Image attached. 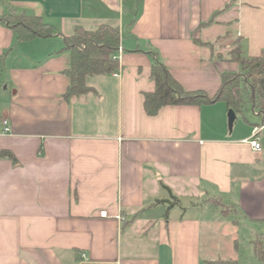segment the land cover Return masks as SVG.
Here are the masks:
<instances>
[{"label": "crops", "instance_id": "crops-1", "mask_svg": "<svg viewBox=\"0 0 264 264\" xmlns=\"http://www.w3.org/2000/svg\"><path fill=\"white\" fill-rule=\"evenodd\" d=\"M10 8L56 33L18 42L0 22V150L17 159H0V264H264V151L245 142L264 114L247 101L230 128L223 100L145 108L155 62L214 97L242 71L236 41L262 58L264 0H0V18ZM103 25L119 28L118 52L92 55L120 68L67 99L64 38Z\"/></svg>", "mask_w": 264, "mask_h": 264}, {"label": "trees", "instance_id": "trees-1", "mask_svg": "<svg viewBox=\"0 0 264 264\" xmlns=\"http://www.w3.org/2000/svg\"><path fill=\"white\" fill-rule=\"evenodd\" d=\"M0 22L12 28L18 42L50 38L56 33L55 28L44 18L12 8L4 13ZM120 39L119 28L109 25L100 26L94 31L78 26L71 37L64 38V48L61 51H70L72 54L71 65L65 72L71 81L65 94L67 99L93 92L86 82L87 76L112 74L119 70L120 62L117 59L96 58L92 53L96 50H106L116 54ZM198 44L203 45L199 42ZM208 46L213 47L214 45L209 44ZM229 56L231 61L242 65V71L223 72L222 87L214 97H210L203 91H185L172 77L166 66L155 62L152 78L156 82V90L146 95L145 108L148 114L155 115L161 108L168 105L201 106L220 100L225 101L236 114L243 112L247 101H250L264 114V56L251 61L244 59L239 40L235 42V47L229 52ZM2 59L3 56H0V72L3 68ZM246 71L247 76H244ZM0 159H10L14 164L17 163L14 154L8 150H0ZM214 202H218L217 199H214ZM253 245L258 259L264 261V235L259 236Z\"/></svg>", "mask_w": 264, "mask_h": 264}, {"label": "rangeland", "instance_id": "rangeland-1", "mask_svg": "<svg viewBox=\"0 0 264 264\" xmlns=\"http://www.w3.org/2000/svg\"><path fill=\"white\" fill-rule=\"evenodd\" d=\"M228 53V52H227ZM241 72V71H240ZM247 76V71H246V73L244 74V76ZM1 84H2V82L0 81V127H1V125H2V122H3V119H2V116H1V109H2V102H3V100H2V90L1 89H4V87H2L1 88ZM249 112H251L252 114H253V112H252V107L249 105V104H246V106H245V108H244V113L243 114H240L239 115V121H241V120H243L245 117H247V114L249 113ZM261 142H262V144H263V147H264V132H263V134L261 135ZM244 228H243V233L244 234H241L240 235V243H241V245H242V248L244 247V248H247V250L248 249H251L250 248V244H249V242H248V239H246L245 237V235H247V233L249 232V230H250V227L248 228V226H247V224L245 225V226H243Z\"/></svg>", "mask_w": 264, "mask_h": 264}, {"label": "built area", "instance_id": "built-area-1", "mask_svg": "<svg viewBox=\"0 0 264 264\" xmlns=\"http://www.w3.org/2000/svg\"><path fill=\"white\" fill-rule=\"evenodd\" d=\"M3 124L5 126L4 132L9 133L11 131V129L9 127L8 121H4ZM263 130H264V125L261 128H256L254 130L252 137L245 141L246 143H248L251 146L253 151L258 152V153H262L264 151L263 145L258 138L259 132H261ZM102 215L106 216V213L103 212Z\"/></svg>", "mask_w": 264, "mask_h": 264}, {"label": "water", "instance_id": "water-1", "mask_svg": "<svg viewBox=\"0 0 264 264\" xmlns=\"http://www.w3.org/2000/svg\"><path fill=\"white\" fill-rule=\"evenodd\" d=\"M228 117H229V127L233 128V125H234L235 120L237 118L235 111L231 109L229 111Z\"/></svg>", "mask_w": 264, "mask_h": 264}]
</instances>
